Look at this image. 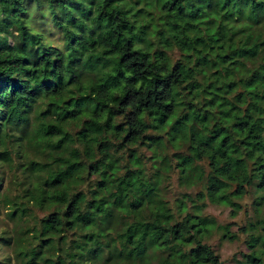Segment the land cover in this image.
Wrapping results in <instances>:
<instances>
[{
  "label": "trees",
  "instance_id": "trees-1",
  "mask_svg": "<svg viewBox=\"0 0 264 264\" xmlns=\"http://www.w3.org/2000/svg\"><path fill=\"white\" fill-rule=\"evenodd\" d=\"M31 1L0 0V158L12 160L9 126L31 111L29 140L50 158L28 161L35 181L9 204L14 215L48 203L28 228L27 262L86 264L119 214L118 264L149 250L155 264H223L203 206L236 213L250 187L264 198V56L247 65L263 50L248 25L264 0H44L60 45L29 26ZM174 170L187 189L171 205L160 181ZM260 226L244 227L240 264H264Z\"/></svg>",
  "mask_w": 264,
  "mask_h": 264
},
{
  "label": "rangeland",
  "instance_id": "rangeland-1",
  "mask_svg": "<svg viewBox=\"0 0 264 264\" xmlns=\"http://www.w3.org/2000/svg\"><path fill=\"white\" fill-rule=\"evenodd\" d=\"M29 4V26L43 32L44 40L52 44H61V31L55 26L54 21L50 18L47 9L46 1L42 0L37 3L32 0ZM42 15L43 18L39 16ZM240 22L249 24L245 18H240L235 23ZM250 22V21H249ZM248 26L254 30V35L257 33L264 35V19L257 23H251ZM17 35L11 34L8 36L10 42L16 40ZM261 55L264 56L263 50L259 51L253 60L247 61V65H254L261 61ZM90 77L89 74H85ZM33 111L28 114L27 122L23 125L9 126L8 144L12 152V160L10 162L0 158V264H45L40 257H35V262H27V256L24 254L25 247L31 245L34 239L29 234L28 228L33 227V223L37 218L48 211V203L43 206L34 205L22 214L18 212L14 215L10 214L9 209L11 202L15 197L25 193L26 187L35 181V172L29 164L30 159L39 161H49L48 152L46 149L36 145L29 140V133L35 125ZM2 114L0 113V121ZM1 147V143H0ZM167 176V177H165ZM160 181V194L163 198L169 199L171 205H174L176 200L181 196L182 191L187 187L181 182L177 170L167 171ZM191 188V187H190ZM189 189V188H188ZM197 187H192V192L196 191ZM261 190L250 187L248 191L236 198L240 206L236 213H233L231 206L222 203H207L203 206L202 212L215 218V224L212 226L210 233L203 238L208 242L214 251L219 255L223 264H240L237 259H242L241 252L247 250L245 239L248 237V230L256 232L261 231V222L264 219V198L257 199L256 196ZM23 198H27L25 196ZM189 202L187 205H190ZM187 206V207H188ZM191 208V207H190ZM185 209V208H184ZM119 214H113L111 222L107 228V236L102 248L98 251L96 257L91 253H84V260L87 264H118V258L111 255L112 244L109 245V237L116 235L117 230L121 227ZM228 225V226H225ZM235 233L236 237H222V233ZM75 237L73 232H69L67 241L60 243V247L64 250L71 239ZM33 241V242H32ZM46 254L49 256L56 255V249L46 248ZM154 252L147 253L142 259L134 261V264H155V260L151 257ZM88 257V258H87ZM87 258V259H86ZM86 259V260H85ZM90 261H93L92 263ZM189 263V260H182ZM68 259L53 264H67Z\"/></svg>",
  "mask_w": 264,
  "mask_h": 264
}]
</instances>
